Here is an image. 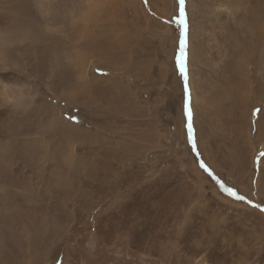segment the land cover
Wrapping results in <instances>:
<instances>
[{"label": "rangeland", "instance_id": "rangeland-1", "mask_svg": "<svg viewBox=\"0 0 264 264\" xmlns=\"http://www.w3.org/2000/svg\"><path fill=\"white\" fill-rule=\"evenodd\" d=\"M176 12L0 0V264H264V0H186L191 133Z\"/></svg>", "mask_w": 264, "mask_h": 264}, {"label": "snow or ice", "instance_id": "snow-or-ice-1", "mask_svg": "<svg viewBox=\"0 0 264 264\" xmlns=\"http://www.w3.org/2000/svg\"><path fill=\"white\" fill-rule=\"evenodd\" d=\"M177 3V12L174 14L175 19L181 26V30L179 33V43H178V53L176 55V67L178 69L179 75L181 79L184 81V96H185V104L184 111L189 118V123L187 124V129L189 133L192 131L191 124V111L189 107L188 97H189V86H188V75L186 71V60H187V34H188V25L186 20V0H176ZM188 142L192 145V150L196 151V144L191 136L188 138ZM264 155V154H262ZM201 167H205L203 164ZM207 171V168H205ZM229 195L235 196L236 193L231 189H227ZM238 199H243V197H237Z\"/></svg>", "mask_w": 264, "mask_h": 264}, {"label": "bare ground", "instance_id": "bare-ground-1", "mask_svg": "<svg viewBox=\"0 0 264 264\" xmlns=\"http://www.w3.org/2000/svg\"><path fill=\"white\" fill-rule=\"evenodd\" d=\"M9 107H11L10 103L4 104L3 102L1 103L0 100V116L5 115V113L8 112V110L10 109ZM2 120H0V138L2 137Z\"/></svg>", "mask_w": 264, "mask_h": 264}, {"label": "water", "instance_id": "water-1", "mask_svg": "<svg viewBox=\"0 0 264 264\" xmlns=\"http://www.w3.org/2000/svg\"><path fill=\"white\" fill-rule=\"evenodd\" d=\"M226 189H229V188L226 187ZM236 196H237V194H236ZM238 197H239V196H238Z\"/></svg>", "mask_w": 264, "mask_h": 264}]
</instances>
